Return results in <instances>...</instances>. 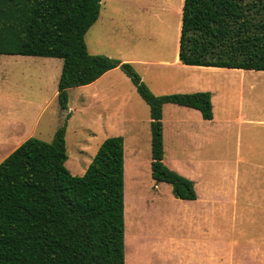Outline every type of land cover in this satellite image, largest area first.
Listing matches in <instances>:
<instances>
[{
    "label": "trees",
    "instance_id": "obj_1",
    "mask_svg": "<svg viewBox=\"0 0 264 264\" xmlns=\"http://www.w3.org/2000/svg\"><path fill=\"white\" fill-rule=\"evenodd\" d=\"M100 0H0V55L62 60L57 103L70 88L119 68L149 108L150 172L179 200L194 184L163 163L162 108L212 119L209 92L156 96L130 63L93 55L85 35ZM178 58L187 66L264 71V0H183ZM65 125L51 143L29 138L0 162V264H125L124 144L106 138L83 176L65 167Z\"/></svg>",
    "mask_w": 264,
    "mask_h": 264
},
{
    "label": "rangeland",
    "instance_id": "obj_2",
    "mask_svg": "<svg viewBox=\"0 0 264 264\" xmlns=\"http://www.w3.org/2000/svg\"><path fill=\"white\" fill-rule=\"evenodd\" d=\"M182 3L183 0H100L99 17L85 35L87 51L120 61L143 60L124 63L132 65L154 95L176 94L173 92L183 88L184 77L192 72L178 73L175 66H160L156 62H171L175 56ZM61 66L62 60L57 58L0 55V131L14 123L12 127L19 131L13 134L12 145L29 138L51 143L56 130L65 125V167L74 176L84 175L99 145L108 137L123 138L124 157L137 145L134 174L131 163L124 161L125 264H142L143 258L147 264H161V253L165 255L167 248L165 241L188 237L234 240L235 244L215 247L217 259L230 258L223 260L224 264H242L244 258L239 251L244 248L248 251L246 255H251L247 258L249 264H264V257L261 260L255 255L257 244L264 243V157L250 156L248 151V144L255 139L248 138L252 132H256L258 147H264V123L239 127L240 154L245 165L236 167L240 173L238 185L235 181L238 201L202 215L204 226L198 223L195 229L191 226L192 204L175 199L169 185L156 184L151 178L149 109L130 79L117 69L93 85L70 88L67 109L60 110L56 95ZM228 76L225 72H214L200 78L219 88L220 95L236 88L231 83L225 84ZM247 86L246 81L244 113L250 112L246 111L247 100L252 104L253 118L264 121V81L257 80L252 90ZM222 103L221 97L215 99L217 119L222 116ZM230 107L235 110L237 105L234 109L232 104ZM165 113L170 118L168 109ZM220 125L214 128V157L221 153L233 157L238 143L235 130L223 131ZM163 144L169 164L175 152L182 167L191 169L192 150L179 147L168 129ZM4 152L0 151V156ZM252 158H259L262 166H252ZM225 168L227 178H217L214 186L231 193L234 167ZM198 190L202 196L201 187Z\"/></svg>",
    "mask_w": 264,
    "mask_h": 264
},
{
    "label": "crops",
    "instance_id": "obj_3",
    "mask_svg": "<svg viewBox=\"0 0 264 264\" xmlns=\"http://www.w3.org/2000/svg\"><path fill=\"white\" fill-rule=\"evenodd\" d=\"M183 5V3H182ZM99 17V16H98ZM98 19V18H97ZM97 21V20H96ZM179 45V42H178ZM5 56H14V55H5ZM32 57V56H26ZM43 58V57H40ZM121 62H133L140 63L143 60H122ZM160 66H175L178 73L182 72L184 74L185 71L192 72L191 75H188L184 78L185 81L182 83V87L180 90H176L173 93H194V92H209L211 95V105H212V119L204 120L201 114L192 108H187L174 104H165L162 108V133L163 140L164 134L168 130L172 132L174 140L178 143L179 147L183 149H191L192 154L190 157H193L190 160L191 169L189 171L185 170L182 167L180 160L175 155V152L172 156V162L169 164L165 158V152L163 156V163L167 165L170 169L174 170L175 173L182 175L185 178L191 180L194 184V190L196 193L195 200H179L181 202L192 204L191 214L193 217L191 218V226L196 229L198 223H201L204 226L205 219L202 215L210 214L214 209H218L220 207L230 206L236 204L238 201V196L236 195V190L240 173L236 167L241 165H245V160L241 158V134L240 129L243 124H260L264 123L262 120H256L253 118V114L250 113L253 111L252 104L246 100V112L244 113L243 106L245 102V97L243 95L246 88H244L245 82L248 83V88L250 90L253 89V83L257 80L264 81V71H254V70H241V69H227V68H215V67H203V66H187L180 62L178 58V48L175 53L174 58L171 62L168 61H158L156 62ZM119 68H115L104 73L100 78L89 85H93L97 83L102 77L106 76L109 73L115 72ZM120 70V69H119ZM214 72H225L229 74L228 78L225 80V84L236 87L231 92L229 90L223 91L222 94H218V89L216 86L208 81L207 79L200 78V76H204L207 73ZM181 82V80H180ZM86 85V86H89ZM83 87V86H81ZM181 87V86H180ZM188 89V90H183ZM222 98V116L221 118H216L214 115L215 109V99ZM230 104L234 107L237 105L235 110H232ZM171 106V107H168ZM149 109V108H148ZM168 109L169 114L167 118L166 110ZM8 121L12 122L11 119L7 118ZM221 124V128L224 130H235V138L239 143L236 144L234 148L233 157H226V154L219 155L218 157H214V133H215V125ZM150 125V120H149ZM15 124H10V126L6 129H1L0 131V151L4 152L0 156V162L3 161L9 154H11L20 144L12 145V136L15 134L18 129H16ZM233 128V129H231ZM253 131V129H252ZM256 132H252L248 135L249 139H252L255 136ZM253 139L248 144V151L250 156L256 155L259 158L264 157V147H258L259 141ZM151 141V134H150ZM150 143V142H149ZM163 148L165 150V145L163 144ZM204 148V154L202 150ZM137 145H134L131 150H129L128 156L124 157V161L131 163V171L134 174V168L137 166ZM256 152V153H253ZM189 157V156H188ZM256 158L251 159L252 166H262L263 163ZM150 161H151V149H150ZM126 162V161H125ZM168 163V164H167ZM234 167L233 178L234 183L232 185V192H222L216 186H214L217 178L226 179V168L225 167ZM221 167V168H218ZM124 166V173H125ZM127 173V170H126ZM226 174V175H225ZM236 181V184H235ZM156 186V185H155ZM198 187L202 189V196L199 193ZM200 216V218L197 216ZM212 226V225H211ZM212 229V228H211ZM124 239H125V223H124ZM235 244L234 240L214 237H188V238H176V239H168L165 241L167 246L165 255L161 253V264H215V260H217V264H224L223 260L226 262L230 258L224 257L218 258L215 257V247L222 245H230ZM259 245V246H258ZM130 247V246H129ZM244 247H246L244 245ZM128 250V247L127 249ZM156 250V249H154ZM258 257H264V243L257 244L255 249ZM242 252L239 253L243 256L242 264H249L247 258L251 255H246V249H242ZM125 254V252H124ZM128 259V257H127ZM262 260V259H261ZM149 262V261H148ZM142 264H147L142 259Z\"/></svg>",
    "mask_w": 264,
    "mask_h": 264
}]
</instances>
